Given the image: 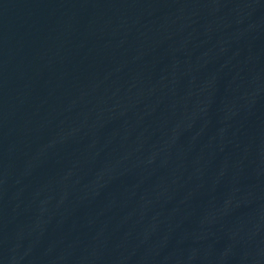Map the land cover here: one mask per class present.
<instances>
[{
	"label": "water",
	"instance_id": "obj_1",
	"mask_svg": "<svg viewBox=\"0 0 264 264\" xmlns=\"http://www.w3.org/2000/svg\"><path fill=\"white\" fill-rule=\"evenodd\" d=\"M0 264H264V0H0Z\"/></svg>",
	"mask_w": 264,
	"mask_h": 264
}]
</instances>
